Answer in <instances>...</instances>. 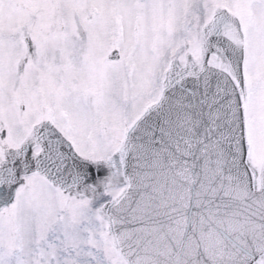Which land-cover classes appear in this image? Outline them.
<instances>
[{
	"label": "snow or ice",
	"instance_id": "6c2138e0",
	"mask_svg": "<svg viewBox=\"0 0 264 264\" xmlns=\"http://www.w3.org/2000/svg\"><path fill=\"white\" fill-rule=\"evenodd\" d=\"M0 264H264V0H0Z\"/></svg>",
	"mask_w": 264,
	"mask_h": 264
}]
</instances>
